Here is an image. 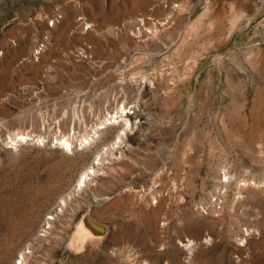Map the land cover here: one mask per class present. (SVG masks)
<instances>
[{
    "label": "rangeland",
    "instance_id": "obj_1",
    "mask_svg": "<svg viewBox=\"0 0 264 264\" xmlns=\"http://www.w3.org/2000/svg\"><path fill=\"white\" fill-rule=\"evenodd\" d=\"M18 263L264 264V0H0Z\"/></svg>",
    "mask_w": 264,
    "mask_h": 264
},
{
    "label": "bare ground",
    "instance_id": "obj_2",
    "mask_svg": "<svg viewBox=\"0 0 264 264\" xmlns=\"http://www.w3.org/2000/svg\"><path fill=\"white\" fill-rule=\"evenodd\" d=\"M167 18V17H166ZM242 20H241V22L242 21H245L244 22V24H246V25H248V23L250 22V19H251V17L250 16H245V17H243V18H241ZM242 29L240 28V29H238L236 32H231V33H229V37L231 36V34L233 33V35H235V40H236V38H237V35H240V32H242L241 31ZM244 32V31H243ZM232 35V36H233ZM231 38V37H230ZM234 40V44L235 43H237L236 41ZM40 50V49H39ZM214 51H216L215 49H214ZM231 51H233V50H231ZM217 55H219V53H217V52H215V54L213 55V56H211V59H213V58H215V57H217ZM213 61V60H212ZM124 107V106H123ZM125 108H123V110L120 112V111H115V115L114 116H112L111 114H108L109 116L108 117H105L104 118V120L103 121H101L97 126H96V128H95V130L96 129H100V128H102V126L104 125V124H108V123H110V122H112V121H114L116 118H118V117H122V114L121 113H123L125 110H124ZM117 112H118V114H117ZM126 112V111H125ZM124 112V113H125ZM117 114V115H116ZM125 117V116H124ZM122 118V119H125V118ZM124 130V129H123ZM93 133H95V131H93ZM16 135H20L21 137H25V135L26 134H24V133H19V132H17V133H14L13 134V140H15V136ZM20 137V138H21ZM90 138H92V137H90ZM84 139H87L86 137H83L82 138V140H84ZM11 140V139H10ZM62 140H63V143H64V145L65 146H68L69 147V144H70V139H69V137H65V136H63L62 137ZM70 140V141H69ZM92 173H94V175H96V173L94 172V170H92ZM91 179V178H90ZM86 181H88V180H86L85 179V174H83V178H82V180H81V182H82V187H83V185L84 186H86L85 184H87L86 183ZM88 185V184H87ZM65 205V201L64 200H62V206H64ZM48 225H49V223H47ZM87 225L88 224H86V221L84 222V225H82L81 227L80 226H78L77 228H76V230H75V235H76V238H80L81 240L82 239H84V238H87V237H89L90 236V229L87 227ZM93 225V224H92ZM90 227V226H89ZM96 228V227H95ZM48 231V230H47ZM45 233H46V231H45ZM74 235V236H75ZM48 236V235H47ZM48 238L49 237H46L45 236V239L46 240H48ZM191 248H193V246H192V243H190L189 242V245H188V250H190ZM22 259H23V257H22ZM22 262H24V259L23 260H21ZM21 262V263H22ZM21 263H18V264H21Z\"/></svg>",
    "mask_w": 264,
    "mask_h": 264
},
{
    "label": "built area",
    "instance_id": "obj_3",
    "mask_svg": "<svg viewBox=\"0 0 264 264\" xmlns=\"http://www.w3.org/2000/svg\"><path fill=\"white\" fill-rule=\"evenodd\" d=\"M142 21H143V19H140V20H139V22H141V23H142ZM50 24H51V23H50ZM37 49H39V47H38ZM36 51H37V50H36Z\"/></svg>",
    "mask_w": 264,
    "mask_h": 264
}]
</instances>
